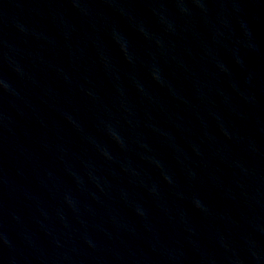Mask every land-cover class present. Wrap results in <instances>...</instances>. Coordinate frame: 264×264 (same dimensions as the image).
Listing matches in <instances>:
<instances>
[{"label":"water","instance_id":"1","mask_svg":"<svg viewBox=\"0 0 264 264\" xmlns=\"http://www.w3.org/2000/svg\"><path fill=\"white\" fill-rule=\"evenodd\" d=\"M0 264H264V0H0Z\"/></svg>","mask_w":264,"mask_h":264}]
</instances>
